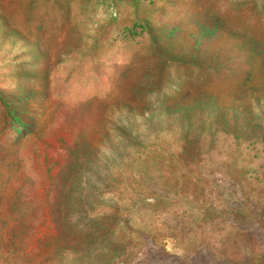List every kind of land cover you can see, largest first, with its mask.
<instances>
[{
  "label": "rangeland",
  "instance_id": "374dc122",
  "mask_svg": "<svg viewBox=\"0 0 264 264\" xmlns=\"http://www.w3.org/2000/svg\"><path fill=\"white\" fill-rule=\"evenodd\" d=\"M0 264H264V0H0Z\"/></svg>",
  "mask_w": 264,
  "mask_h": 264
}]
</instances>
